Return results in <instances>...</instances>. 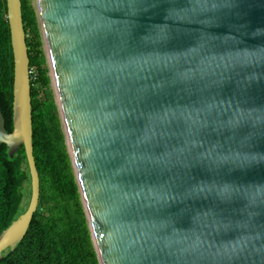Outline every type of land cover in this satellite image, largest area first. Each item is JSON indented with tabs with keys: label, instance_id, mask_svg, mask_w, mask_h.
<instances>
[{
	"label": "water",
	"instance_id": "obj_1",
	"mask_svg": "<svg viewBox=\"0 0 264 264\" xmlns=\"http://www.w3.org/2000/svg\"><path fill=\"white\" fill-rule=\"evenodd\" d=\"M50 76L100 264H264V0H37ZM14 131L39 207L22 0H7Z\"/></svg>",
	"mask_w": 264,
	"mask_h": 264
},
{
	"label": "trees",
	"instance_id": "obj_2",
	"mask_svg": "<svg viewBox=\"0 0 264 264\" xmlns=\"http://www.w3.org/2000/svg\"><path fill=\"white\" fill-rule=\"evenodd\" d=\"M29 49L34 157L40 175L38 210L25 239L0 264H100L69 154L38 13L22 0ZM15 61L7 0H0V109L14 131ZM32 177L25 148L14 158L0 145V236L31 202Z\"/></svg>",
	"mask_w": 264,
	"mask_h": 264
},
{
	"label": "rangeland",
	"instance_id": "obj_3",
	"mask_svg": "<svg viewBox=\"0 0 264 264\" xmlns=\"http://www.w3.org/2000/svg\"><path fill=\"white\" fill-rule=\"evenodd\" d=\"M31 3H32V5L35 7V9H36V11H37V13H38V4H37V0H31ZM43 35V34H42ZM44 49H45V45H44ZM48 67H49V64H48ZM50 69V68H49ZM52 86V90H53V92H54V94H55V90H54V86H53V84L51 85ZM56 97V96H55Z\"/></svg>",
	"mask_w": 264,
	"mask_h": 264
}]
</instances>
